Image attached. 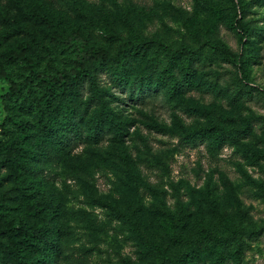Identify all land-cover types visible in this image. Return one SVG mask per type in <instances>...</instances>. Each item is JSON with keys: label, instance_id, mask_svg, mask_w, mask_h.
<instances>
[{"label": "rangeland", "instance_id": "rangeland-1", "mask_svg": "<svg viewBox=\"0 0 264 264\" xmlns=\"http://www.w3.org/2000/svg\"><path fill=\"white\" fill-rule=\"evenodd\" d=\"M224 21L246 22L252 33L241 38ZM188 48L212 64L211 76L198 68L188 94L164 100L162 88L159 102L141 105L114 76L157 75L171 59L184 68ZM0 68L9 76L0 77V141L22 129L37 135L47 118L22 102L38 97V80L9 106L4 98L10 80L24 81L31 68L93 73L103 117L122 128L44 155L33 162L34 182L0 170V264L43 263L12 241L29 224L58 243L51 264H189L192 253L199 264H227L223 240L243 252L231 264H264V0H0ZM90 95H67L82 124L100 110ZM221 128L244 136L214 147ZM30 205L44 218L29 216Z\"/></svg>", "mask_w": 264, "mask_h": 264}, {"label": "trees", "instance_id": "trees-1", "mask_svg": "<svg viewBox=\"0 0 264 264\" xmlns=\"http://www.w3.org/2000/svg\"><path fill=\"white\" fill-rule=\"evenodd\" d=\"M123 16L133 28V21L128 13L122 11ZM248 9L242 7L241 18H248ZM237 20V15L233 17ZM245 22V21H244ZM227 27H230L234 32L241 33V38L247 37L252 33V28L245 23L236 24L234 22L224 21ZM242 24V25H241ZM108 32V28H105ZM221 45V44H220ZM225 50V48H224ZM191 55L186 67H180L173 59L165 63L164 68L157 75L154 72H149L141 77L131 78L126 70L116 71L115 77H120L128 88L130 99L141 105H150L159 102L161 99L159 90L162 88L166 91V98H173L177 94H188L194 90L195 74L198 68H201L206 76H211V63L201 62L195 55V52L188 48ZM223 53V51H222ZM25 57V56H24ZM27 58V57H26ZM31 62V59L28 58ZM240 71L242 77L248 79V63L245 60L240 62ZM84 71V72H83ZM86 69L62 71L55 76H48L42 71H37L31 68L30 74L25 77L24 81L16 82L10 80L11 87L4 95L8 106L13 99L20 98L26 90L28 93L33 92L34 83L38 80L39 95H35L32 100L27 94L22 101L27 103L29 113L37 111L46 112L47 116L44 124L38 129L37 135H32L28 129H22L18 137H10L7 141H0V170L5 166H9L12 172L17 176H25L24 180L34 182V163L41 164L44 155H50L51 152L66 153L74 147V140L83 136L92 138L95 141H100L111 134L120 135L122 128L114 122L113 119L103 117L105 112L103 109L107 107L106 100L99 83L94 79L93 73L85 72ZM0 77L9 78L3 68H0ZM91 93L87 104L90 106H99V112L93 116L86 124H82V115L73 112L66 104L67 95L71 93L85 91ZM35 94V92H34ZM243 130H226L220 129V134L214 138L210 144L214 147H221L225 144L229 137L244 136ZM21 139L19 143L17 140ZM1 172V171H0ZM38 206L30 205L28 210L29 216H35L39 219L44 218V214H40ZM230 228V224H226ZM249 237H258L260 233L249 231ZM40 237L38 241L32 242V237ZM43 227L37 224H29L21 227L14 233L13 242H24L30 247L31 256L36 258V261L43 260L42 264H51V259H54L58 250V243ZM45 241L46 245L37 243ZM221 254L225 258L227 264H231L232 260L241 261L243 252L240 250L232 251L229 248L227 240L222 241ZM56 249V250H55ZM19 249L16 251L18 253ZM189 264H199V257L192 253L188 258ZM84 264V263H81Z\"/></svg>", "mask_w": 264, "mask_h": 264}]
</instances>
